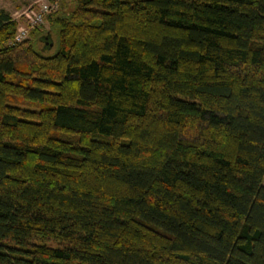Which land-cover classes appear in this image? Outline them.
I'll list each match as a JSON object with an SVG mask.
<instances>
[{
  "label": "trees",
  "instance_id": "1",
  "mask_svg": "<svg viewBox=\"0 0 264 264\" xmlns=\"http://www.w3.org/2000/svg\"><path fill=\"white\" fill-rule=\"evenodd\" d=\"M0 7V264H264V0Z\"/></svg>",
  "mask_w": 264,
  "mask_h": 264
},
{
  "label": "rangeland",
  "instance_id": "2",
  "mask_svg": "<svg viewBox=\"0 0 264 264\" xmlns=\"http://www.w3.org/2000/svg\"><path fill=\"white\" fill-rule=\"evenodd\" d=\"M62 0H0V7L6 8L11 16L17 21V28L24 26L27 28L28 32L25 37L29 35L30 30L37 24L30 25L27 22V14L29 12L36 11L40 8L42 3L51 4L53 7L52 11L56 10ZM66 5L71 6L73 4L72 0H65ZM39 26L45 30L49 24L47 20H43L39 23ZM24 37V38H25Z\"/></svg>",
  "mask_w": 264,
  "mask_h": 264
},
{
  "label": "built area",
  "instance_id": "3",
  "mask_svg": "<svg viewBox=\"0 0 264 264\" xmlns=\"http://www.w3.org/2000/svg\"><path fill=\"white\" fill-rule=\"evenodd\" d=\"M53 7L51 4L48 3H42L40 8L36 11H31L27 14V22L30 25L39 24L44 20V17L47 13L51 12ZM28 32L27 28L24 26H21L17 28L16 33L14 35V40L19 41L23 39Z\"/></svg>",
  "mask_w": 264,
  "mask_h": 264
}]
</instances>
